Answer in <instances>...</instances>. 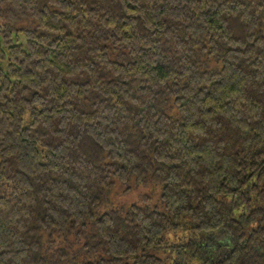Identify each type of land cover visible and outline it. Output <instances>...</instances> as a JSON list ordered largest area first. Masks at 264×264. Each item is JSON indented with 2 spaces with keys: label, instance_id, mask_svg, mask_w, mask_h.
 <instances>
[{
  "label": "trees",
  "instance_id": "16d2710c",
  "mask_svg": "<svg viewBox=\"0 0 264 264\" xmlns=\"http://www.w3.org/2000/svg\"><path fill=\"white\" fill-rule=\"evenodd\" d=\"M0 264H264V0H0Z\"/></svg>",
  "mask_w": 264,
  "mask_h": 264
},
{
  "label": "rangeland",
  "instance_id": "374dc122",
  "mask_svg": "<svg viewBox=\"0 0 264 264\" xmlns=\"http://www.w3.org/2000/svg\"><path fill=\"white\" fill-rule=\"evenodd\" d=\"M125 187L126 186H122L120 189H125ZM155 191V186H152L151 184H138L130 182L129 189L121 193L118 192L112 201L113 204L116 205H126L130 203H138L142 198L151 205L158 206L157 194ZM147 196L150 199H148ZM189 237L193 239V232L188 230L187 235L185 234L183 238H178V236L171 237L167 239V242L162 248L151 250L150 253L162 258L167 263L187 261L191 259V252H187V249L183 247V244L189 239ZM215 240L224 243V241H226L225 233H219Z\"/></svg>",
  "mask_w": 264,
  "mask_h": 264
}]
</instances>
